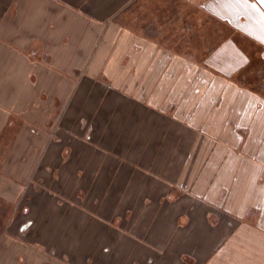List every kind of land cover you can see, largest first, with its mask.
<instances>
[{"label":"crops","instance_id":"obj_1","mask_svg":"<svg viewBox=\"0 0 264 264\" xmlns=\"http://www.w3.org/2000/svg\"><path fill=\"white\" fill-rule=\"evenodd\" d=\"M262 41L259 0H0V264H264Z\"/></svg>","mask_w":264,"mask_h":264},{"label":"rangeland","instance_id":"obj_2","mask_svg":"<svg viewBox=\"0 0 264 264\" xmlns=\"http://www.w3.org/2000/svg\"><path fill=\"white\" fill-rule=\"evenodd\" d=\"M185 11L188 12V7L182 5V7L179 8V12L184 13ZM192 18L193 28H191V30L187 29L184 32L180 27H178L177 36H172L171 40H173V44L176 43L179 45V43L184 44L183 41L187 39L186 43L188 44L189 41V43H191V45L194 47V58L199 59L202 57H207L210 52L214 51L215 47L217 48L219 45H222L225 39L234 35L235 31H232L227 24L223 25L222 23H217V21H215V19H213L211 15L209 16L208 20H206L201 11L197 9V6L195 4L192 10ZM148 33L152 35L151 31H149ZM188 33L191 35H189ZM233 38L241 46L245 42V40L244 42L241 40L244 37L238 36L237 34L235 35V37L233 36ZM260 74L264 75V69L261 68L260 64L254 61L244 70L243 75L245 76V79H240V81H244V84L247 86H253L256 89L263 90L264 79H262V77L264 76H260ZM11 210L12 207L8 206L7 204H3L2 201H0L1 223L4 221L5 217ZM1 231H3V227H0V233Z\"/></svg>","mask_w":264,"mask_h":264},{"label":"snow or ice","instance_id":"obj_3","mask_svg":"<svg viewBox=\"0 0 264 264\" xmlns=\"http://www.w3.org/2000/svg\"><path fill=\"white\" fill-rule=\"evenodd\" d=\"M232 2H243V3H247L248 0H232ZM260 3L264 4V0H259ZM264 42V41H262Z\"/></svg>","mask_w":264,"mask_h":264}]
</instances>
